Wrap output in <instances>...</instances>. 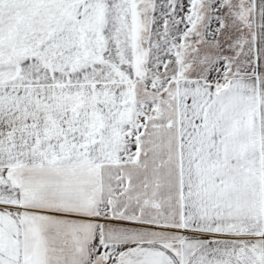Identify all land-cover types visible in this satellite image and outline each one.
Wrapping results in <instances>:
<instances>
[{"label": "snow or ice", "instance_id": "obj_1", "mask_svg": "<svg viewBox=\"0 0 264 264\" xmlns=\"http://www.w3.org/2000/svg\"><path fill=\"white\" fill-rule=\"evenodd\" d=\"M0 264H264V0H0Z\"/></svg>", "mask_w": 264, "mask_h": 264}]
</instances>
